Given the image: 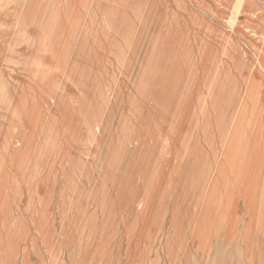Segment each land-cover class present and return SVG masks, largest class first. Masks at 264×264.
Listing matches in <instances>:
<instances>
[{"label":"rangeland","instance_id":"1","mask_svg":"<svg viewBox=\"0 0 264 264\" xmlns=\"http://www.w3.org/2000/svg\"><path fill=\"white\" fill-rule=\"evenodd\" d=\"M0 264H264V0H0Z\"/></svg>","mask_w":264,"mask_h":264},{"label":"bare ground","instance_id":"2","mask_svg":"<svg viewBox=\"0 0 264 264\" xmlns=\"http://www.w3.org/2000/svg\"><path fill=\"white\" fill-rule=\"evenodd\" d=\"M254 175H255V173H254ZM252 180V179H251ZM251 188V187H250Z\"/></svg>","mask_w":264,"mask_h":264}]
</instances>
